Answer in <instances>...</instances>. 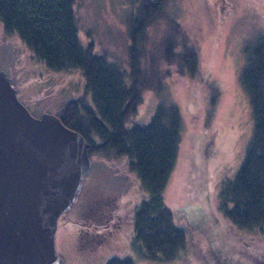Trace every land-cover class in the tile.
I'll return each mask as SVG.
<instances>
[{"label":"rangeland","instance_id":"374dc122","mask_svg":"<svg viewBox=\"0 0 264 264\" xmlns=\"http://www.w3.org/2000/svg\"><path fill=\"white\" fill-rule=\"evenodd\" d=\"M139 2L75 0L80 43H92L95 54L124 65L129 14ZM162 5V18L145 30V52L158 51L167 20L174 19L197 50L198 75L181 77L173 66L163 65V73L170 71L163 90L146 91L126 126L147 123L157 102L173 101L179 108L181 138L162 197L172 221L185 232L184 245L172 260L145 259L131 245L133 210L147 197L139 176L128 171L123 157L90 154L91 168L72 210L59 215L55 251L63 264H104L110 256H129L135 264H216L223 259L264 264V231L237 228L216 210L214 198L250 135L251 110L238 71L244 45L264 37V0H164ZM15 41L0 40V70L34 117L57 115L65 102L83 96L91 103L80 71H52Z\"/></svg>","mask_w":264,"mask_h":264},{"label":"trees","instance_id":"16d2710c","mask_svg":"<svg viewBox=\"0 0 264 264\" xmlns=\"http://www.w3.org/2000/svg\"><path fill=\"white\" fill-rule=\"evenodd\" d=\"M163 2L140 0L131 10L130 43L121 65L105 54H95L92 43H80L75 0H0L4 31L16 35L48 69L78 70L83 75L91 103L85 96L71 99L56 116L82 135L89 157H123L128 171L139 176L147 197L133 210L131 245L152 262L172 260L185 240L162 197L178 153L181 116L175 102H157L147 123L126 126V121L136 113L146 91L163 90V77L170 74L168 69L162 72L163 65L173 66L181 77L198 75L197 50L174 19L167 20L158 51L145 52V30L162 18ZM255 39L244 45L238 71L251 110L250 135L233 173L220 180L214 198L216 210L237 228L264 231V37ZM226 261L216 264H231ZM104 264L135 263L129 256H110Z\"/></svg>","mask_w":264,"mask_h":264},{"label":"water","instance_id":"95a60500","mask_svg":"<svg viewBox=\"0 0 264 264\" xmlns=\"http://www.w3.org/2000/svg\"><path fill=\"white\" fill-rule=\"evenodd\" d=\"M51 113L34 117L0 70V264H63L59 215L91 168L88 143Z\"/></svg>","mask_w":264,"mask_h":264},{"label":"flooded vegetation","instance_id":"af4514ba","mask_svg":"<svg viewBox=\"0 0 264 264\" xmlns=\"http://www.w3.org/2000/svg\"><path fill=\"white\" fill-rule=\"evenodd\" d=\"M12 38H15L16 39V41L15 42H17L19 45H20V47H21V50H22V48H23V46H24V44L22 43V41L16 36V35H14V34H11V33H7L6 31H4V29H3V27H2V25H1V23H0V40L2 41V40H4V42H6L7 41V39H12ZM2 71H4L5 73H6V75H7V72L5 71V70H2ZM8 76V75H7ZM9 77V76H8ZM10 79V78H9ZM10 82H11V79H10ZM14 88V87H13ZM15 89V88H14ZM15 92H16V95H17V97H18V93H17V90L15 89ZM18 99L20 100V102L24 105V102L18 97ZM70 209L72 210V205H71V207H70ZM69 209V210H70ZM59 218V217H58ZM87 224H88V222H87ZM58 230V219H57V227H56V231ZM258 263H260V262H258Z\"/></svg>","mask_w":264,"mask_h":264}]
</instances>
